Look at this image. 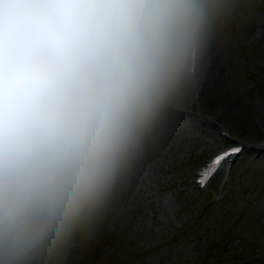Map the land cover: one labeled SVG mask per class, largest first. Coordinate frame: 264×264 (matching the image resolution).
Wrapping results in <instances>:
<instances>
[{
    "label": "clouds",
    "instance_id": "9594fccd",
    "mask_svg": "<svg viewBox=\"0 0 264 264\" xmlns=\"http://www.w3.org/2000/svg\"><path fill=\"white\" fill-rule=\"evenodd\" d=\"M251 0H0V264H84Z\"/></svg>",
    "mask_w": 264,
    "mask_h": 264
},
{
    "label": "rangeland",
    "instance_id": "374dc122",
    "mask_svg": "<svg viewBox=\"0 0 264 264\" xmlns=\"http://www.w3.org/2000/svg\"><path fill=\"white\" fill-rule=\"evenodd\" d=\"M262 24L263 34L255 37L256 27ZM264 0H251V6L230 28L221 35L211 52L207 68V83L199 90V111L202 115L220 119L221 106L235 110L233 127L227 130L239 140L262 145L264 130L258 121L264 119ZM230 82V83H229ZM195 98L184 111L195 112ZM203 141L195 140L188 133L176 138L148 167L156 168L162 161L172 166L162 169L164 175H179L180 187L187 190L176 193L177 184L161 187V197L176 196L180 214L188 217L180 227L173 225L175 236L193 245L196 264H253L264 262V242L260 233L264 230V217L255 211L264 200V170L255 165L251 172L245 167L252 156L264 157V149L257 148L238 158L233 165L232 183L240 184L238 193L229 192L219 203L210 199L221 191L220 177L209 187L207 195L195 189V171L214 153ZM247 198V207H241V199ZM211 204L210 206L208 203ZM137 197L129 194L115 220L102 230L91 250L84 254V264H140L147 252L141 247V233ZM241 259V261H239Z\"/></svg>",
    "mask_w": 264,
    "mask_h": 264
},
{
    "label": "snow or ice",
    "instance_id": "6c2138e0",
    "mask_svg": "<svg viewBox=\"0 0 264 264\" xmlns=\"http://www.w3.org/2000/svg\"><path fill=\"white\" fill-rule=\"evenodd\" d=\"M259 63L264 66V57L260 58ZM206 83L207 71L202 77L199 90ZM199 90L194 100L197 110L195 112L183 111L180 114L166 146L173 143L176 138L183 136L184 133H188L195 140L203 141L210 149L215 150L211 166L199 173V179L195 183L201 189H205L210 179L219 173L221 191L213 197L214 202L219 203L227 193H238L240 184L245 183V181L231 182L233 165L238 158L245 156L249 152H254L257 148L264 147V144L246 143L227 130L233 127L234 109L221 106L218 109L220 119L202 115L199 111ZM258 124L264 130V119L259 120ZM255 165H259L264 170V157L256 160L255 155H253L245 167L249 169L250 173ZM171 166L172 162L170 160L162 161L156 168L147 166L139 177L134 179L129 191V194H134L137 197L139 207L133 211L138 213L137 220L139 221V230L142 236L141 247L147 252L146 257L140 261V264H196V254L193 252V245L178 239L173 231V225L176 227L182 226L188 217L180 214L181 206L178 204L174 194L170 193L163 197L159 195L162 186L172 183L178 185L176 193L185 191L187 194V190L180 187L181 180L178 174H162V169L167 170ZM246 200L247 198L241 199V207H247ZM255 211L261 217H264V200H261L256 205ZM260 239L264 242V230L260 233Z\"/></svg>",
    "mask_w": 264,
    "mask_h": 264
}]
</instances>
